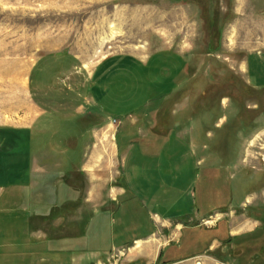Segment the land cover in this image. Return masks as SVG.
<instances>
[{
	"label": "rangeland",
	"instance_id": "obj_1",
	"mask_svg": "<svg viewBox=\"0 0 264 264\" xmlns=\"http://www.w3.org/2000/svg\"><path fill=\"white\" fill-rule=\"evenodd\" d=\"M174 57L186 65L179 67L181 83L166 80L174 75L176 66L169 70ZM122 59L130 60L140 77L120 83L118 106L109 115L89 73ZM79 68L88 77L84 88ZM154 74L159 86L165 85L160 90ZM169 89L175 90L171 96H158ZM140 106L139 114L131 115L139 118L136 124L144 112L155 117L161 108L191 107L188 118L197 112L198 132L210 125L208 141L214 144L199 145L196 156L183 143L164 147L161 160L153 163L162 171L131 178L138 191L132 194L123 187L126 177L114 139L127 136L125 114ZM55 112L66 113V126L53 117ZM56 122L68 141L77 143L88 133L96 145L86 170L66 163V182L75 191L66 194V207H71L66 229L55 227V236L78 235L80 220L86 222L101 202L112 199L119 205L115 227H122L128 241L125 250L106 256L73 261L66 254V264H264V0H0V138L25 129L46 143ZM206 133L200 136L204 140ZM198 157L204 161L196 165ZM207 166L210 171L199 183ZM112 186L124 191L113 193ZM154 207L166 214L193 212L200 222L186 221L179 240L158 258L153 251L160 249L159 239L165 244L176 225H162L158 237L140 247L133 243L155 230L147 218ZM218 214L216 233L228 254L217 257V249L212 252L216 261L199 258L214 235L207 220Z\"/></svg>",
	"mask_w": 264,
	"mask_h": 264
},
{
	"label": "crops",
	"instance_id": "obj_2",
	"mask_svg": "<svg viewBox=\"0 0 264 264\" xmlns=\"http://www.w3.org/2000/svg\"><path fill=\"white\" fill-rule=\"evenodd\" d=\"M176 59V64L169 68L170 70L176 66L173 70L171 69L174 75L166 80L170 82L173 79V81L181 83L182 77L179 67L183 69L186 65L180 58ZM55 61H60V59ZM61 61L63 62L62 66L66 69L67 59ZM122 61L123 59L121 63L116 61L111 67H102L105 66L102 63V66L95 67L91 74L89 73V77L93 78L91 81L94 82L93 91L95 95H99L101 98L100 105L103 110L110 111L109 115L115 114L113 108L116 109L118 106L117 89L120 87V83L127 77L131 79L140 77L139 74L134 73L130 60L125 59L124 62ZM57 64L60 66V63ZM73 65L75 64H68V69ZM163 65H165L164 70L166 71L164 75H167V63ZM83 68L87 70L85 65H83ZM81 69L78 70V81L82 84V87H86L88 77L82 73ZM160 74L158 72V75ZM154 83L159 90L163 86L165 87V85L159 86L160 78H155ZM182 90L179 91V94L182 93L181 96L187 95ZM174 91V89L161 91L162 93L160 92L158 96H171ZM190 108L179 107L176 110L169 107L161 108L158 109L155 117L146 116L148 113L144 112L142 121L137 124L136 121L139 118L131 115L135 113L138 115L141 106L127 111L125 114L127 117L126 130L129 133L121 141L114 139V144L122 161V173L126 177L123 187L130 193L135 194L138 192L131 187V178H147L148 175L153 174L154 170L156 173L162 171L157 165L155 169L153 163L155 161L158 163L161 160L164 147L178 146L183 143L187 147L189 146L190 155L196 156L197 154L194 152L198 150L199 145L211 146L214 144L213 140L208 141L212 136L210 130H208L210 125L207 127L205 140L204 137H200L204 135L203 132H206L204 127L202 129L200 127L202 133L198 137L200 130L198 132L199 126L194 124V121L199 122L200 120L197 112H194L197 114L196 117L188 118L190 113L193 114ZM53 117L62 119L66 126V113L55 112ZM225 120L226 118H222L220 122H225ZM135 124L136 128L139 127L136 133L133 132ZM70 129H73V127H70ZM91 129L94 130L95 128ZM61 130L62 127L56 122L53 132L50 134V139H47L46 143H40V140L34 137V131L25 129L14 131L9 137L0 138V264H66V254H70V258L75 261L85 259L87 256H106L114 250H125L124 245L128 241L123 239L122 227H115V213L119 209V205L113 202L112 199L101 202V207L96 208L86 222L83 221L84 219L80 220L79 225L81 227L83 225V230L78 235L55 236V227L66 229V209H71L69 206L66 207V194L75 191L66 182V163L72 164L68 166L69 168L86 170L90 149L96 145V142H93L94 138L90 137L88 133H82L76 143L68 141L66 132L65 135H61ZM184 132L190 135L189 139L183 138L182 134ZM201 138H203L202 141ZM76 145L79 146V149L75 147ZM71 146L74 148H69ZM75 153H80L81 158L75 159L76 157L73 156ZM199 159V157L196 159V165L204 161L202 159L203 161L198 162ZM140 172L142 176H140ZM159 176L156 174V177ZM123 191L124 189L114 186L111 188L113 193ZM143 207H140V209H143ZM207 214L204 215L207 216ZM187 217H189L188 220ZM147 218L156 228L146 238L134 239L135 247H140V242L143 243L150 237L156 236L162 225H176L177 232L172 235L173 237L170 236L164 239L165 244H161L163 240L159 239L157 244L160 249H158V252L153 251L157 254L156 258L166 250V246L171 241L177 242L179 240L182 235L181 229L186 221L192 220L198 225L200 223L197 214L193 212L189 215L182 212L166 214L160 212V208H155L153 212L149 211ZM221 220L220 214L216 217L211 216L205 225L207 230L213 229L215 234V230L218 229H216L217 223ZM218 230L220 231V229ZM224 231L226 230L224 229ZM218 237L219 235H212L207 247L204 248V253L207 254H200L197 257H206L214 261L212 252L214 253L217 249L221 250L220 255H222V258L226 257L228 245L221 244V239ZM150 246L151 248L156 247L155 243ZM209 252L211 254H208ZM147 253L149 252L144 251L143 254L147 255ZM149 254L151 255V252ZM195 258L192 257L190 260ZM242 262L240 260V264ZM226 263L228 264V262Z\"/></svg>",
	"mask_w": 264,
	"mask_h": 264
},
{
	"label": "trees",
	"instance_id": "obj_3",
	"mask_svg": "<svg viewBox=\"0 0 264 264\" xmlns=\"http://www.w3.org/2000/svg\"><path fill=\"white\" fill-rule=\"evenodd\" d=\"M207 171H208V172L210 171V167H208V166H207V167L204 169V171L202 172V176H201V175L199 176V178H198V182H199V183H200V181H201L203 175H204L205 172H207ZM202 180H203V179H202ZM206 180H207V179H206ZM215 207H216V206H214V207L212 206L211 209L209 210V212H212V211H213V208H215ZM209 212H208V213H209ZM224 229H225V228H224ZM215 232H217V230H215ZM214 235H219V234H216V233H215ZM223 236H224V235H223ZM221 237H222V235H219V238H221ZM222 238H223V237H222Z\"/></svg>",
	"mask_w": 264,
	"mask_h": 264
},
{
	"label": "flooded vegetation",
	"instance_id": "obj_4",
	"mask_svg": "<svg viewBox=\"0 0 264 264\" xmlns=\"http://www.w3.org/2000/svg\"><path fill=\"white\" fill-rule=\"evenodd\" d=\"M217 257H221L220 253L216 255ZM222 258V257H221Z\"/></svg>",
	"mask_w": 264,
	"mask_h": 264
}]
</instances>
